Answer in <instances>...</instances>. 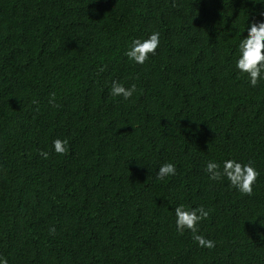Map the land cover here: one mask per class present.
<instances>
[{
  "label": "trees",
  "instance_id": "trees-1",
  "mask_svg": "<svg viewBox=\"0 0 264 264\" xmlns=\"http://www.w3.org/2000/svg\"><path fill=\"white\" fill-rule=\"evenodd\" d=\"M261 11L251 0H0L8 264H264V82L250 88L232 70L246 17ZM152 30L156 55L126 61ZM113 79L137 92L109 96ZM227 158L260 172L251 196L208 179L205 163ZM164 162L177 174L157 181ZM179 203L211 210L199 230L214 248L175 231Z\"/></svg>",
  "mask_w": 264,
  "mask_h": 264
},
{
  "label": "clouds",
  "instance_id": "clouds-1",
  "mask_svg": "<svg viewBox=\"0 0 264 264\" xmlns=\"http://www.w3.org/2000/svg\"><path fill=\"white\" fill-rule=\"evenodd\" d=\"M94 2V0H92ZM253 4L264 5V0H251ZM95 13L96 10L93 9ZM260 19L249 20L247 15L245 28L242 37L235 45L233 52V72L239 78H243L250 88H257L264 82V11L259 12ZM160 32L152 30L146 38H133L123 50V57L133 65L143 66L146 61L155 56L160 45ZM104 67L99 71L103 72ZM137 92L135 83L125 86L122 82L113 79L109 88V96L119 97L127 102ZM56 93L53 92L49 97V104H55ZM33 103H36L33 101ZM67 140L54 139L51 150L55 154L63 155L67 152ZM40 155L47 159L48 151H41ZM210 181L220 182L227 181L228 186L235 191L251 196L254 184L257 181L260 172L254 167L253 162L248 160L242 162L235 158H227L221 162L215 160L207 161L203 168ZM177 174V166L173 162L161 163L155 174L157 181H165ZM210 209H206L203 204L186 207L185 204L179 203L173 209L175 231L184 235L190 233L191 239L199 248L212 249L216 246L213 239L207 238L199 230L201 222L206 221L210 214ZM259 224L264 226V218H259ZM256 220V221H257ZM55 232V228H49V233ZM0 264H8V259L0 255Z\"/></svg>",
  "mask_w": 264,
  "mask_h": 264
}]
</instances>
